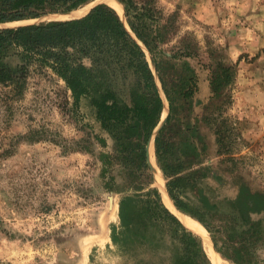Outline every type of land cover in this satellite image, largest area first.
I'll list each match as a JSON object with an SVG mask.
<instances>
[{"label": "trees", "instance_id": "obj_1", "mask_svg": "<svg viewBox=\"0 0 264 264\" xmlns=\"http://www.w3.org/2000/svg\"><path fill=\"white\" fill-rule=\"evenodd\" d=\"M90 1L0 0V23L66 12ZM119 1L128 27L106 3L75 18L0 26V84L21 93L31 67L46 68L64 81L73 107L86 100L105 133L95 135L102 147L97 151L102 187L119 194L120 229L113 226L111 235L119 248L146 246L149 264H213L201 237L165 205L153 185L147 144L164 108L157 76L168 114L154 136L153 150L169 196L179 211L204 226L221 257L234 264H258L264 191L253 189L241 175L231 187L221 181L223 176L208 163L209 139L199 123L214 115L212 102L227 99L233 67L207 57L210 95L203 111L196 112L202 100L196 97L198 71L191 60L200 55L175 44L163 47L172 23L162 19L153 0ZM216 109L215 119L222 115V104ZM222 128L213 130L215 152L231 158L227 129Z\"/></svg>", "mask_w": 264, "mask_h": 264}, {"label": "rangeland", "instance_id": "obj_2", "mask_svg": "<svg viewBox=\"0 0 264 264\" xmlns=\"http://www.w3.org/2000/svg\"><path fill=\"white\" fill-rule=\"evenodd\" d=\"M97 3L106 2L92 0L70 13L33 21L69 19ZM152 4L172 23L163 47L175 44L200 55L191 60L198 71L196 97L202 100L196 112L210 95L207 57L233 67L227 99L212 102L214 115L199 121L209 139L208 163L229 187L241 175L264 191V0ZM121 18L126 23L124 7ZM147 57L154 70L149 52ZM72 102L64 81L46 68L32 66L21 93L0 84V264H149L151 249L142 244L121 249L111 238L113 226L120 229L119 194L103 189L99 176L102 147L95 135L105 133L85 99L77 108ZM219 104L222 115L215 119ZM167 114L168 102L156 129ZM217 126L227 129L231 158L215 152ZM257 257L264 264V245Z\"/></svg>", "mask_w": 264, "mask_h": 264}, {"label": "bare ground", "instance_id": "obj_3", "mask_svg": "<svg viewBox=\"0 0 264 264\" xmlns=\"http://www.w3.org/2000/svg\"><path fill=\"white\" fill-rule=\"evenodd\" d=\"M106 3H108L110 6H112L118 14L123 17V7L120 2L117 0H104ZM21 21L13 22V23H20ZM166 104L167 101L164 98V108L162 114L164 115V112L166 110ZM147 154H148V160L150 163V166L152 168L153 174L156 176V181L155 185L159 187V191L161 193V197L165 205L172 211L174 212L177 217L181 220V222L194 231L196 234H198L201 237L203 247L205 249V252L207 253L209 259L213 264H229L224 262L225 260H222L220 255L217 253V251L214 249L213 244L211 242L210 236L208 231L204 228V226L197 221L196 219L190 217L189 215L179 211L175 206L173 205V202L171 198L169 197L165 186H164V180L162 177V174L157 167L155 160H154V150H153V143L152 140L150 139L147 145ZM114 205V204H113ZM113 207V206H112Z\"/></svg>", "mask_w": 264, "mask_h": 264}, {"label": "water", "instance_id": "obj_4", "mask_svg": "<svg viewBox=\"0 0 264 264\" xmlns=\"http://www.w3.org/2000/svg\"><path fill=\"white\" fill-rule=\"evenodd\" d=\"M89 11V10H88ZM88 11H86V12H88ZM70 12H72V11H66V12H57V13H52L53 15H56V14H64V13H70ZM85 12V13H86ZM85 13H83V14H81V15H79V16H82V15H84ZM79 16H75V17H79ZM42 17V16H41ZM75 17H71V18H75ZM33 20H35V19H25V20H22L20 23H17V24H14V25H11L10 23H0V26H19V25H23V24H29V23H33L34 21ZM135 37V36H134ZM135 39L140 43V45H142L144 48H145V46H144V44L140 41V40H138L136 37H135ZM146 49V48H145ZM147 51V50H146ZM148 52V51H147ZM154 64V63H153ZM160 92H161V94H162V97H163V100H164V93H163V91H162V88L160 87ZM166 120V119H165ZM165 120H164V122H165ZM163 125V124H162ZM161 125V126H162ZM160 126V127H161ZM159 127V128H160ZM158 128V129H159ZM158 129H154V131H153V133H152V135H151V137H150V139L152 140V143H153V141H154V136H155V134H156V132L158 131ZM155 130H157V131H155ZM149 139V140H150ZM149 142V141H148ZM148 145V144H147ZM147 156H148V154H147ZM151 167V166H150ZM151 170H152V168H151ZM153 172V171H152ZM162 174V173H161ZM153 176H154V182L156 181V176L153 174ZM162 177H163V175H162ZM163 180H164V177H163ZM164 186H165V181H164ZM158 189H159V187H158ZM165 189H166V186H165ZM167 191V190H166ZM168 193V192H167ZM169 195V194H168ZM170 197V196H169ZM171 198V197H170ZM172 200V199H171ZM173 202V201H172ZM173 205H174V203H173ZM175 206V205H174ZM176 208V207H175ZM211 239V238H210ZM211 242H212V244H213V241L211 240ZM213 247H214V249L217 251V249L215 248V246H214V244H213ZM218 252V251H217Z\"/></svg>", "mask_w": 264, "mask_h": 264}]
</instances>
